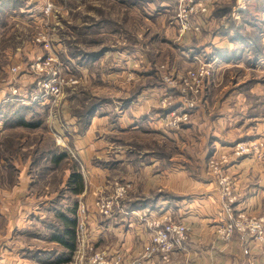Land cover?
Returning <instances> with one entry per match:
<instances>
[{
  "label": "crops",
  "instance_id": "0c3cea01",
  "mask_svg": "<svg viewBox=\"0 0 264 264\" xmlns=\"http://www.w3.org/2000/svg\"><path fill=\"white\" fill-rule=\"evenodd\" d=\"M6 5L12 7L13 0H0V37L9 36L10 32L2 29V26L7 24V16L15 10L14 5L10 9ZM3 12L6 14L4 17ZM234 18L240 17L235 15ZM201 20L207 19L202 17ZM174 25L172 32L176 36L179 31L175 22ZM210 31L204 32V35L191 31L185 33L191 50L198 48V52L212 53L216 48L227 51L229 56L235 44L227 36L217 34V31L210 35ZM4 48L5 45L0 44V56ZM191 56L194 57L192 53ZM19 57L5 65L0 58L1 71L21 61ZM238 61L232 58L225 64L226 59L220 58L218 68L227 67L233 71L236 66H241V63H236ZM3 76L13 78L8 70ZM2 81L0 93L5 91L1 87L11 90V86H14L18 90L15 95L22 99L23 104L28 103L29 93L26 91L27 84L30 87L29 79L18 80L24 83L19 88L17 83ZM137 83L134 81L135 86ZM148 88L136 93L130 104L122 109L119 123L109 121L108 116H94L87 130L73 139L86 182L79 198L81 204L87 207V229L82 240L79 238L78 249L71 260L88 254L89 246L95 245L109 253H123L126 264H264V244L251 241L242 233H236L229 241L219 238L217 229L225 221L219 216L224 210V201L220 175L210 165L211 159L221 161L220 174H229L234 178V194L237 197L233 204L235 212L264 215V85L258 84L240 92L207 93L201 107L203 113L193 114L199 116L202 122L194 120L175 133L178 135L173 140L172 148H179L182 154L167 153L161 158L155 146L149 159L136 156L134 149L140 148L138 144L132 146L134 142L125 140L117 129L121 125L124 128L127 126L124 125L126 118L135 119L150 108L157 107L160 97L149 92ZM143 93L147 97H143ZM1 98L0 107L5 103V98ZM257 104L260 107L263 105L259 111L256 110ZM210 105L213 110L216 109L214 117L208 112ZM213 110L210 109L211 113ZM156 114L150 116L155 123L151 125V130L160 132L159 135L166 138L168 129L162 127L161 119L157 120ZM0 124L5 131L0 137V219L5 222L3 228L6 229L4 233L0 229V264H58L54 258L61 247L41 233L28 231L35 224H43L41 218H44L46 210L41 201L43 197H38L40 193H34L30 158L13 155L16 141L26 142L25 136L13 134L22 128L3 122ZM139 127L140 123L133 125V129ZM103 132L113 134L110 139L105 136L97 138ZM242 141L262 145L258 151L238 158L233 151ZM26 149L23 146V150ZM224 155L229 157L227 162L222 161ZM9 158L16 172L9 170ZM117 180L129 182L131 189L122 200L121 207H115L111 217H103L95 205L96 195L110 194ZM164 218L187 223L191 227L189 238L171 255L169 261H164L160 256L140 258L144 246L152 237L151 222ZM28 234L30 237L26 236ZM42 242L48 245H40ZM246 248H249L248 253L244 251Z\"/></svg>",
  "mask_w": 264,
  "mask_h": 264
},
{
  "label": "rangeland",
  "instance_id": "374dc122",
  "mask_svg": "<svg viewBox=\"0 0 264 264\" xmlns=\"http://www.w3.org/2000/svg\"><path fill=\"white\" fill-rule=\"evenodd\" d=\"M46 2L51 3V10L48 13ZM212 2L215 7L211 8L209 17H203L207 20L203 21L201 31L198 33L204 35V32L211 30L210 35L217 31V34L227 36L223 27L233 28L234 33L239 28L243 34L250 36L252 44L256 42L255 46L261 50L259 52L261 57L255 64H250L246 58L252 57L253 53H249L251 56L245 55L243 60L236 62L241 63V66H236L233 71L231 68L219 67L216 69L215 83L207 86L198 99L192 101V95L185 90V79L188 71L200 63L198 58L202 61L206 58L199 56L198 48L190 51L189 42L185 39V34L180 35L179 27L178 35L174 36L172 28L175 27L177 0H13L15 10L14 12L11 10V14L7 16V24L2 26V29L10 34L7 37H0V44L5 45L0 58L3 65L14 62L15 57L19 56L22 62L17 61L3 71L0 69V84L3 85L2 80H6L5 82L9 84L17 83L19 88L24 83L18 80L29 79L30 87L27 84L26 93H29L30 99L27 104L33 120L39 121L42 126L38 132L32 133V137L38 135L39 141L28 151L32 153L37 147L40 149L47 147L50 151L52 147L58 146L57 154L63 150L68 155V158L55 164L44 152L41 153L44 159L30 167L34 193H40L38 197L44 199L41 201L46 210L44 211L46 221H55L53 217L55 211L52 207L60 204L52 201L54 197L59 195L61 203L71 200L68 198L71 192L67 190V185L64 184L63 190L58 191L55 185L59 184L54 178H59L61 174L66 178L72 162L78 161L81 164L73 147V139L87 130L94 116H108L109 121L119 123L122 109L130 104L136 93L149 87V92H154L160 97L157 107L134 117L137 119L136 122L132 117L126 118L124 125L127 126L125 128L119 126L118 133L124 135L125 140L133 141L132 146L138 144L140 148L134 149L137 152L136 156L149 159L155 146V150L158 149L165 155L182 154L179 148H172L173 140H176L175 137L178 135L175 133L194 120L202 122L199 116L193 114L199 115V112H202V103L207 93L213 95L223 91L230 93L233 90L240 92L258 84L264 85L262 83L264 0H212ZM6 6L12 8L11 5ZM215 9L217 17L213 14ZM222 9L229 11L230 17H223L225 12ZM5 15L3 12L2 16ZM235 15L240 18H234ZM208 18L210 23H207ZM252 20L255 21L252 23ZM241 50L238 48L236 54L241 53ZM192 51L197 53L194 57L191 56ZM209 55L211 56L209 59L214 57L213 52ZM39 60H53L51 67L61 71L63 86L59 96L42 98L36 76L26 77L11 72V68L16 65L25 66ZM227 63L229 59H226L225 64ZM7 70L12 74V79L3 76ZM4 77L5 79H2ZM134 81L138 82L136 86ZM1 88L5 89L3 94L0 93V98H5L3 104L5 109L18 108L20 104L22 105V99L14 94V86H11V90L4 86ZM142 96L147 97L144 93ZM13 102L15 104H12ZM6 103L8 104L5 105ZM94 104L97 107L96 112L86 125L84 124L87 120L86 112ZM211 105L208 112L214 117L217 112ZM174 107L176 109L166 115L159 112ZM262 107L263 105L260 107L257 104L256 110L259 111ZM210 109L213 110L212 113ZM185 113L187 115H184ZM128 114L130 115L129 111ZM155 114L157 120L161 119L162 127L168 129L166 138L161 137L160 132L151 130V125L155 123L150 116ZM169 117L174 119L180 117V124L170 125L169 122L173 120L168 119ZM79 119H83L82 125L78 124ZM136 123H140V127L133 129ZM120 129L125 132L119 131ZM3 133L5 131L0 126V137ZM107 133L109 132L98 134L97 138L105 136L110 139L113 133ZM149 137H156L155 139L164 141L167 145L164 142L159 143L158 140L156 145L155 139ZM51 155L49 152L50 158ZM162 157L164 156L161 154ZM98 163L103 165L102 161ZM45 167H48L47 170ZM81 169L83 171L82 164ZM77 201L80 205V198ZM3 226L5 222L0 219V229L4 233L6 229ZM38 226L41 230L37 228ZM44 226L38 223L29 227L28 231L44 236ZM26 236L30 237L29 234ZM45 243L42 242L40 245Z\"/></svg>",
  "mask_w": 264,
  "mask_h": 264
},
{
  "label": "built area",
  "instance_id": "2783aa9c",
  "mask_svg": "<svg viewBox=\"0 0 264 264\" xmlns=\"http://www.w3.org/2000/svg\"><path fill=\"white\" fill-rule=\"evenodd\" d=\"M176 10V25L179 27L180 34H185L189 31L198 33L201 31L205 17L211 13L213 3L211 0H177ZM51 3L46 2V12L51 10ZM212 8V9H211ZM195 56V55H194ZM200 57L205 58L202 54ZM200 61L195 68L188 71L185 79V90L192 95V101L198 99L202 91L212 83H215V75L218 69L220 58L215 56L211 59L206 58ZM54 61H38L36 63L25 66L16 65L11 68V72L25 74L28 76H36L40 87V97L47 99L49 96H59L62 92L63 80L61 71L58 68H52L51 64ZM18 90L14 89V94ZM29 97V95H28ZM30 99V97H29ZM29 99L27 102H29ZM175 115V114H172ZM184 115H187L186 113ZM183 115V116H184ZM169 124L173 126L179 125L180 117L174 119L169 117ZM257 143L239 142L235 146L233 155L242 157L244 155L254 153L259 150ZM229 157L224 155L223 162H227ZM221 161L216 159L210 160V165L217 174H219V184L222 189V198L224 201V210L219 214L225 221L217 229L220 239L229 241L236 233H242L250 238L255 243L264 244V215L249 214L245 211L235 212L233 204L236 201L234 194V178L229 174H220ZM131 185L129 182L117 180L113 183V189L110 194L98 193L96 195L95 205L99 214L103 217H111L115 207H121L122 200L128 195ZM79 223L78 232L79 238L85 235L87 229L86 212L87 207L83 204L79 205ZM153 227L152 237L148 244L144 246V251L140 258H150L160 256L164 261H169L171 255L189 238L191 227L183 222L176 221L171 218L156 219L150 224ZM88 254H81L75 260H71L69 264H126L124 254L121 252L109 253L98 249L95 245L89 246ZM245 253L249 252L246 248Z\"/></svg>",
  "mask_w": 264,
  "mask_h": 264
},
{
  "label": "trees",
  "instance_id": "16d2710c",
  "mask_svg": "<svg viewBox=\"0 0 264 264\" xmlns=\"http://www.w3.org/2000/svg\"><path fill=\"white\" fill-rule=\"evenodd\" d=\"M15 6V5H14ZM223 17H230L228 15L229 11L222 9ZM214 17H217V9L213 12ZM217 16H216V15ZM255 20H252V23ZM250 22V21H249ZM257 25L259 23L257 22ZM233 28H224V33L227 35L229 40H231L235 46L231 54L227 56V51H223L220 49H214L212 52L214 55H217L221 59H232L235 58L237 60H243L245 58V55H249V53H253L252 57L246 58V61L250 64H255L257 60L260 59L261 50H258L255 46V43L252 44L250 42V36H246L243 34L240 29H237V32L235 30H232ZM238 48H241V53L236 54V50ZM191 50V48H189ZM195 50V49H194ZM250 51V52H248ZM102 54V53H100ZM193 55H196L194 51H192ZM198 54H202L205 58H210V53L206 52H199ZM258 57V58H257ZM245 60V59H244ZM6 103L5 105H7ZM12 104H15L14 102ZM25 104V105H24ZM20 104V107L18 108H7L3 107V105L0 107V120L3 121L5 125L13 126L17 128H22V130H17L13 134L19 135V136H25V143H20L16 141V147H14V153L16 157L22 156V157H28L30 158L31 164L30 167L33 166V163H39V161H42L44 158L42 157L41 153L46 152L47 158L50 159V161H53L55 164L61 162L62 160L68 158V155L65 151L61 150L56 153L58 146L55 148L52 147V149L49 151V148L45 147L43 149H40L39 147L34 149V152L31 153V151H28V147L33 144H36L39 141L38 135H35L32 137V133L38 132V130L41 129V123L39 121H35L32 118V113L29 105L27 103ZM177 106V105H176ZM96 105H92L91 108L87 110V117L86 122L84 124L88 125L91 121V117L96 112ZM176 108H170V109H162L159 112L162 115H166L169 112L174 111ZM177 111V110H176ZM83 113H81L82 115ZM86 116V114H84ZM83 120V119H82ZM81 119L78 120V124L82 125L83 121ZM46 128V127H45ZM43 130V129H42ZM47 130V129H45ZM41 136V135H40ZM7 140H14L13 138H7ZM23 146H26L27 149L24 151ZM31 148V147H30ZM54 148V149H53ZM49 152H51V158L49 157ZM156 152L159 156L161 154L164 156L165 154L160 152L158 149H156ZM2 153V150H1ZM12 155V153H10ZM74 161V160H73ZM8 166L11 168L9 169L11 172H16V170L12 167V160L9 158ZM46 170L48 167H45ZM69 175L65 178L64 174H61L59 178H54L55 182H58V185H55V188H58V191L61 189L63 190L64 184L67 185V190L71 192L70 202H60V197H54L52 201L59 203L60 205H53V210L55 211V215L53 216L55 218V221H46L45 218H41L43 224L45 225V237L49 239L52 242L57 243L59 247H61V251L56 253V256L54 258V261L58 264H67L70 262V260L73 258V255L75 251L78 249L79 245V232H78V223L80 220L79 217V196L82 194L85 190V178L81 169V164L78 161L72 162V167L69 168ZM34 185V183H33ZM50 193V191H47ZM66 198V197H65ZM77 198V199H76ZM63 199V198H62ZM65 201V200H64ZM50 210V209H49ZM53 211V212H54Z\"/></svg>",
  "mask_w": 264,
  "mask_h": 264
}]
</instances>
